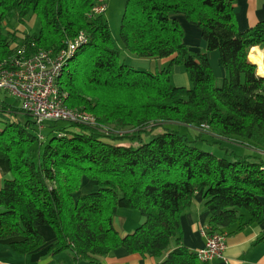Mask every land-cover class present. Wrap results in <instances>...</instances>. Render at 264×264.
I'll return each instance as SVG.
<instances>
[{"label":"trees","instance_id":"trees-1","mask_svg":"<svg viewBox=\"0 0 264 264\" xmlns=\"http://www.w3.org/2000/svg\"><path fill=\"white\" fill-rule=\"evenodd\" d=\"M235 2L127 0L121 48L104 0H0V65L40 51L58 56L84 34L56 84L66 106L111 127L50 120L39 129L22 107L0 103V161L11 172L0 189V241L29 254L45 244L40 227L47 225L57 236L52 254L69 251L74 264H98L96 257L118 248L151 264H208L182 244L180 232V215L198 191L209 233L264 220V77L249 59L252 47L264 49V21L239 30ZM101 5L105 11L96 12ZM180 15L201 30L205 50L185 44ZM123 49L168 61L157 72L137 69L121 61ZM214 50L226 71L220 83L208 56ZM175 65L190 87L175 85ZM172 123L199 133L191 138ZM205 134L263 152L219 155L200 145ZM85 181L93 188L84 190ZM122 209L144 219L124 236L114 225Z\"/></svg>","mask_w":264,"mask_h":264},{"label":"crops","instance_id":"crops-1","mask_svg":"<svg viewBox=\"0 0 264 264\" xmlns=\"http://www.w3.org/2000/svg\"><path fill=\"white\" fill-rule=\"evenodd\" d=\"M104 1L108 10L107 0ZM107 10L106 12H108ZM235 16L239 30L245 31L255 26L257 23L264 21V0H236ZM177 18L185 30L184 42L191 51L205 50L206 42L202 37L201 30L189 22L185 16L180 15ZM254 49L261 52L263 66L264 49L261 46H254L249 53V59L257 65L258 71V64L250 58V54ZM126 56L129 58L130 54H126ZM208 56L217 81L220 83L226 75V71L221 64L220 52L218 50L209 51ZM132 60L135 68L147 69L152 72L160 71L168 61V59L142 57H133ZM258 74L264 77V73ZM172 77L175 85L190 87L188 74L181 65L174 66ZM9 178H11V172L8 164L5 161H0V189L4 187L5 180ZM85 183L92 184L89 181H85ZM92 188L93 185L89 189ZM84 190L88 189L84 188ZM262 202L264 204V198ZM248 217L249 215L246 214V220ZM131 219L125 210L119 211L115 216L114 225L122 236L133 232L135 229L132 227L133 224L138 222L140 224L144 220L141 216L137 218L136 222ZM209 219L210 213L205 207L203 192L198 191L194 195L190 207L180 215L182 244L189 250L197 252L205 247L207 242L206 233L209 234ZM40 231L45 239V244L29 254H19L9 246L8 241H0V264H58L59 262L74 264L69 251H62L58 254H52L50 251V245L57 239L55 230L51 226H41ZM262 235H264V220L246 225L240 230L234 231L233 229L226 232L224 235L226 241L224 257L214 258L208 264H264V240H259ZM95 259L98 264H151L150 258H143L138 253H129L125 248H118L108 256H98ZM75 264L92 263L83 260Z\"/></svg>","mask_w":264,"mask_h":264},{"label":"built area","instance_id":"built-area-1","mask_svg":"<svg viewBox=\"0 0 264 264\" xmlns=\"http://www.w3.org/2000/svg\"><path fill=\"white\" fill-rule=\"evenodd\" d=\"M94 10L101 13L105 11V7L96 6ZM84 42L86 37L81 34L58 56L40 51L29 56L21 54L13 60L10 67L0 65V92L6 90L21 97L22 108L32 115L39 129L47 121L65 120L109 130L99 124L93 115L66 106L56 84L64 64ZM206 234V245L197 251L198 257L204 262L224 257L225 236L219 233Z\"/></svg>","mask_w":264,"mask_h":264},{"label":"rangeland","instance_id":"rangeland-1","mask_svg":"<svg viewBox=\"0 0 264 264\" xmlns=\"http://www.w3.org/2000/svg\"><path fill=\"white\" fill-rule=\"evenodd\" d=\"M126 2H127V0H107V3H108V10L107 11L108 12L105 13V17L107 18L110 29H111L112 37L114 38L115 42L121 48H123V43L120 39V27H121V20H122L123 14H124V8L126 5ZM28 26H31V23H29ZM20 29L24 30L26 28L23 26H20ZM31 30L33 31L35 29L31 28ZM27 31L30 32L29 29H27ZM122 52L123 53L121 56V61L124 60L133 66L134 64H133L132 59L134 56L130 55L128 58L126 56V54H128V52L124 49L122 50ZM137 69H139V68H137ZM2 102H6L10 106L20 108V107H22L23 101H22L21 97H19L17 95H13V94H11V92H8L6 90H3L2 92H0V103H2ZM1 116H4V114L3 115L1 114ZM12 118H14L13 114H12L11 119ZM61 123L65 124L66 122H61ZM107 128H111V127H107ZM171 128L176 129L180 133L186 134V135L190 136L191 138L195 137L199 133L197 128L192 127V126H188L185 124H180V123H172ZM46 133H47L46 130H44V134H46ZM205 138L207 139V141H205L203 143L200 142L201 143L200 145H203V148H205L206 150H212L219 155H226L229 152H232V150L238 151L239 154H242V155H256L260 152H263L260 149L257 150L255 148H252L249 145L245 146L244 144H242L239 141H236L235 139L228 140L226 138H219L217 141V139L213 138L210 135H206V134H205ZM262 154H264V153H262ZM91 187H92V184L85 183L83 188L89 189ZM122 210L123 211L125 210V212L130 216V219H131V216H133L131 219V220H133V222H136L137 218H139V216H140V212L136 209H122ZM245 212H247V211H245ZM130 214H134V215H130ZM138 223L133 224L134 226H132V227H134V228L138 227L141 224V223L140 224H138ZM64 253H66V252H64Z\"/></svg>","mask_w":264,"mask_h":264},{"label":"bare ground","instance_id":"bare-ground-1","mask_svg":"<svg viewBox=\"0 0 264 264\" xmlns=\"http://www.w3.org/2000/svg\"><path fill=\"white\" fill-rule=\"evenodd\" d=\"M250 58L258 64L259 70L257 72L260 74L264 73V66L262 62L261 52H258L257 49H254L252 53L250 54Z\"/></svg>","mask_w":264,"mask_h":264}]
</instances>
